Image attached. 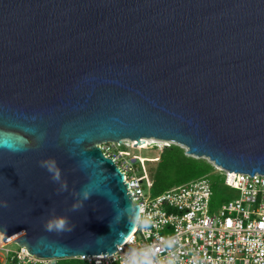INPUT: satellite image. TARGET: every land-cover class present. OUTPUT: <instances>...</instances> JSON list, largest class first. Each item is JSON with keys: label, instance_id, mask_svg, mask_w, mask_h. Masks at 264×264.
<instances>
[{"label": "water", "instance_id": "1", "mask_svg": "<svg viewBox=\"0 0 264 264\" xmlns=\"http://www.w3.org/2000/svg\"><path fill=\"white\" fill-rule=\"evenodd\" d=\"M147 139L264 175V0H0V240L117 252L140 207L100 145Z\"/></svg>", "mask_w": 264, "mask_h": 264}, {"label": "built area", "instance_id": "2", "mask_svg": "<svg viewBox=\"0 0 264 264\" xmlns=\"http://www.w3.org/2000/svg\"><path fill=\"white\" fill-rule=\"evenodd\" d=\"M127 142L131 143L129 149H141L128 140L102 144L100 149L123 172L133 202L140 207L136 229L114 254L78 259L86 264H127L133 250H149L153 264H264V175L230 174L211 163L225 175V185L237 192L227 203L213 205L212 184L206 177L152 197V180L141 165L158 161L159 156L152 160L131 156L122 149L127 148ZM157 142L163 144L155 146L161 152L174 144ZM135 162H139L143 174L138 175ZM0 251L4 257L1 260L12 264L57 261L31 255L24 247L8 249L3 240Z\"/></svg>", "mask_w": 264, "mask_h": 264}, {"label": "trees", "instance_id": "3", "mask_svg": "<svg viewBox=\"0 0 264 264\" xmlns=\"http://www.w3.org/2000/svg\"><path fill=\"white\" fill-rule=\"evenodd\" d=\"M149 175L152 180L151 196L156 197L162 193L199 180L208 178L213 189V205L220 206L237 196L227 192L225 175L218 173L216 168L205 159H196L187 155L184 148L171 144L163 149L158 161H149ZM224 176V180L221 178ZM4 264H12L9 260ZM53 264H86L80 259L57 260Z\"/></svg>", "mask_w": 264, "mask_h": 264}, {"label": "clouds", "instance_id": "4", "mask_svg": "<svg viewBox=\"0 0 264 264\" xmlns=\"http://www.w3.org/2000/svg\"><path fill=\"white\" fill-rule=\"evenodd\" d=\"M41 167H45L47 171L51 174V177L53 181H59L60 180V169L53 159L45 160L40 162ZM66 188V185H65ZM84 199L89 198V192L87 190L83 191ZM4 207H7V204L3 205ZM82 207V204H77L72 207L71 210H78ZM45 228L49 232H57V233H71L75 225L70 223L69 218L67 217H54L50 219L46 225ZM153 253L149 250H143V251H136L133 250L127 264H153L152 259Z\"/></svg>", "mask_w": 264, "mask_h": 264}, {"label": "rangeland", "instance_id": "5", "mask_svg": "<svg viewBox=\"0 0 264 264\" xmlns=\"http://www.w3.org/2000/svg\"><path fill=\"white\" fill-rule=\"evenodd\" d=\"M127 148H122V149H125V150H128L129 152H130V155L131 156H135V157H143L144 159H147V160H152L154 157H157V156H160V152H161V150L160 149H158L157 147H155V148H147V149H140V150H138V149H129V147H130V142H127ZM157 145H159V146H162L163 144L162 143H160V142H157ZM132 159V157H130L129 158V160H131ZM141 166H143L145 169H146V171L149 173V168L152 166V163H150V162H145L143 165H141ZM141 166H140V164H139V162H135L134 163V167L136 168V169H138V175H141V174H143V171H142V169H141ZM218 173H219V171H217ZM224 175V174H223ZM221 180L223 181L224 180V176H222V178H221ZM227 192L228 193H230V194H233V195H235L236 194V192L234 191V190H231V189H227ZM1 241V240H0ZM6 244V243H5ZM6 247L8 248V249H11V250H13V249H17V246L16 245H14V244H11V243H9V244H6ZM4 257H3V253L0 251V264H4V262H5V260H1V259H3Z\"/></svg>", "mask_w": 264, "mask_h": 264}, {"label": "bare ground", "instance_id": "6", "mask_svg": "<svg viewBox=\"0 0 264 264\" xmlns=\"http://www.w3.org/2000/svg\"><path fill=\"white\" fill-rule=\"evenodd\" d=\"M157 144V140L154 139H147L146 141H144V143H142V145L140 146L141 149H147V148H155Z\"/></svg>", "mask_w": 264, "mask_h": 264}]
</instances>
